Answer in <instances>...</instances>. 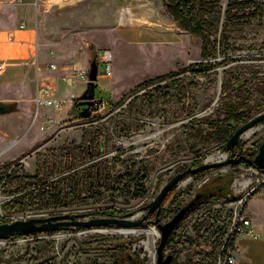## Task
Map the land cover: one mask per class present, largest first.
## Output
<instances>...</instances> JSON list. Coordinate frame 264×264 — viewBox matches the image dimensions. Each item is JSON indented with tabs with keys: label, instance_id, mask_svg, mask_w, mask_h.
Masks as SVG:
<instances>
[{
	"label": "rangeland",
	"instance_id": "rangeland-1",
	"mask_svg": "<svg viewBox=\"0 0 264 264\" xmlns=\"http://www.w3.org/2000/svg\"><path fill=\"white\" fill-rule=\"evenodd\" d=\"M120 2L118 20L127 11L130 20L126 24L118 22L114 32L93 30L87 34L97 45L99 57L104 47L112 52V76H104L106 63L98 64L99 82L113 89L110 105L104 110L86 119L78 115L81 108L77 107V100L86 89V78L76 76L72 83H66L62 77L72 75L73 70L86 69V52L78 36L67 33L63 44L55 48L56 56H51L50 49L45 50L41 41L33 49L38 58L50 60L46 67L52 62H79L81 69L64 74L61 69L48 71L56 88L54 97L65 102L62 110L41 109L37 115L35 97L29 102L24 100L32 94L31 90L15 93L0 88L3 103L13 106L12 112L0 115V177L10 172L33 176L41 170L47 183L55 185L64 178L66 192L64 206L39 205L36 211L5 213L2 204L13 196L0 191V223L67 213H91L92 216H85L91 218L100 216L95 211L106 208L126 211L128 217H142L147 212L145 207L162 186L177 172L192 166L197 158L229 157L221 149L226 143L215 141L210 135L235 129L233 123L227 126L229 113L239 109L250 119L264 113V0L250 3L249 0L234 3L219 0L220 22L215 29L217 55L211 61L221 64L205 73H196L190 68L202 61L201 39L174 21L167 13L164 0ZM231 4L235 8H256L258 15L250 22L232 23L227 27L226 13ZM107 7L101 11L105 18L113 12ZM129 35L132 38L124 37ZM62 49L64 53L60 55ZM173 72L176 76L169 82L139 90L143 82ZM224 72L229 76L225 77ZM46 75L41 71V84L48 78L45 79ZM181 85L188 91L187 96L177 94L182 90L176 86ZM37 86L36 81L34 93ZM125 97H128L126 101L118 105ZM31 104L33 110H30ZM23 115L29 117L28 121L22 120ZM45 115H51L54 123ZM124 131L128 132L125 136ZM249 132V136L244 134L239 139L244 142L241 152L244 155L264 142V122ZM12 141L19 143L10 148ZM27 155H30L29 166L11 170L14 160ZM251 166L248 163L228 165L188 177L178 184L162 212L173 203L178 209L183 207L210 178L238 170L240 174L234 178L227 194L216 197L212 206V211L220 205L224 212L230 210L231 199L225 205L224 201L228 194L230 198L235 196L237 179L242 183L249 180ZM117 179L123 194L120 197L109 189ZM138 188H144L143 196L136 195ZM245 192L236 194L242 197ZM174 214L163 218L161 223L170 221ZM207 214L204 209L193 213L176 231L179 234L188 230L195 243L189 248L166 246L164 256L172 254L176 264H209L215 258L217 264L222 238L220 234L211 237L205 233L210 225ZM149 229H153L150 236ZM160 239V230L153 225L130 230L108 226L36 233L30 238L0 240V264H134L135 256L140 259L146 256L144 264H156ZM198 242L206 244L204 250L199 249Z\"/></svg>",
	"mask_w": 264,
	"mask_h": 264
},
{
	"label": "crops",
	"instance_id": "crops-1",
	"mask_svg": "<svg viewBox=\"0 0 264 264\" xmlns=\"http://www.w3.org/2000/svg\"><path fill=\"white\" fill-rule=\"evenodd\" d=\"M17 1H23L27 4L18 5L16 4ZM50 1L0 0V65L5 66L4 70L0 71V74H3L0 88L3 91H14L15 93L20 90H31L32 94L24 99L27 102L37 95V92L34 93L35 82L37 81L38 85L41 84V71L47 74L45 79L48 77L44 82H50L53 85L49 70L46 67L50 60L34 55L35 44H40L39 41H41L40 45L46 48L45 50L50 49L51 56H54L57 53L55 48L63 44L66 33L78 36L86 52L85 70H88L89 49L93 47L97 53L100 51H98L95 42L87 38V34L93 30L114 32L116 31V24L119 22L117 12L121 3L120 0ZM50 4L52 8H50ZM106 5L108 6L107 10L111 7L110 10L113 12L105 18L101 11ZM22 24H26L24 29L20 28ZM28 26L30 27L28 28ZM124 37L132 38L130 35ZM104 49L107 48L104 47ZM63 53L64 49L59 50L60 55ZM100 62L103 61L99 58L98 64ZM55 64L58 69L62 70L63 74L72 69H81L77 61ZM104 76L106 75L104 74ZM99 77L98 71L99 87L110 90L113 95V89L102 85L99 82ZM0 102H5V99L0 98ZM33 108L34 105L31 104L30 110ZM28 118L24 117L22 120L26 122ZM10 145L8 146L10 147ZM245 212L253 222L260 238L237 240L235 264H264V186L258 188L251 195L245 206Z\"/></svg>",
	"mask_w": 264,
	"mask_h": 264
},
{
	"label": "trees",
	"instance_id": "trees-1",
	"mask_svg": "<svg viewBox=\"0 0 264 264\" xmlns=\"http://www.w3.org/2000/svg\"><path fill=\"white\" fill-rule=\"evenodd\" d=\"M251 0H249L250 3ZM165 6L167 9V13L177 22L182 28L189 31L196 37L200 38L202 41L201 47V57L202 61L194 63L190 66L191 70L196 73H205L208 71L214 70L221 63L212 62V58H216L217 48H216V27L220 22V12L217 11L219 9V0H164ZM235 0H232L234 3ZM258 15V12L255 9L250 7L243 8H235L233 4L230 5L228 12L226 13V23L225 25L228 27L232 25V23L251 21ZM228 39V36H226ZM225 39V40H226ZM90 49H94L91 47ZM225 77L229 76L228 72H224ZM176 73H169L164 76L156 77L152 80L143 82L139 85V90L145 87L154 85L156 83L167 81L169 82ZM226 87V82L223 84ZM178 89L182 90L177 92L180 94L179 96H187L188 91L181 86H176ZM177 91V90H176ZM137 91L133 92L130 96H134ZM137 97V96H136ZM134 97V99H136ZM128 97H125L123 101L118 103V105H122ZM110 101V100H109ZM131 103V102H129ZM228 124L229 127L231 123L235 125V129L228 133L225 131H217L213 132L212 135L215 141H223L227 142L230 136L237 129L239 124H245L249 121V115H246L242 110H234V112L229 113L228 115ZM128 132L124 131L123 136L127 135ZM229 137V138H228ZM224 145L221 147L223 150ZM244 147V142L240 140L235 146L234 153L237 155L241 153ZM224 151V150H223ZM258 152V147L254 149L252 155H249V151H246L245 154L249 157L255 156ZM206 156H201L195 160L192 164L193 167L200 165ZM207 172V171H206ZM201 172L197 175H200ZM240 174V171L235 170L229 174L222 175L219 174L214 178H210L204 184H202L194 193L192 198H196L199 196L196 202L198 203V207L192 210L184 219V221L191 216L193 213L199 210H206L208 213V218H210V225L205 229V233L209 234L211 237L217 236L222 233V231L226 228V222L222 221L223 211L215 210L212 211V206L216 203V197L224 196L227 194V190H229L234 178ZM147 175H145L146 177ZM196 176V175H194ZM119 180H115V184H110V190H113L116 196H122V192H120V188L116 184ZM53 183H47L44 178H42V171L39 170L33 176H25L19 174H13L10 172L6 176L0 177V188L1 193L5 195L13 196L10 200L3 202L2 210L5 213H25L28 211H36L39 209V205H53V206H64L66 205V192L64 190V178L58 180ZM54 185V188H53ZM32 186H36L32 188ZM226 187L225 194L220 192V189ZM177 186L167 195L165 198L163 205L168 200V198L175 192ZM139 193L137 196L144 195V188H138ZM183 207H180L182 209ZM177 209V210H176ZM180 209L177 208V204H170L169 207L163 210L160 214L161 220L170 216L172 213H177ZM96 215L100 216H116V217H126L128 214L126 211L118 210L116 208H106L102 210H98L94 212ZM174 214V215H175ZM173 215V216H174ZM81 217L92 216L91 213L81 214ZM154 218V215L149 216L148 219ZM219 222V225L216 224ZM180 223L177 228L170 234L168 242L166 246H174L177 247L181 245L182 248H189L190 245L195 243V240H192V236L188 230H182L179 234H177V229L180 228ZM36 233H17L11 235L8 239H12L15 237L21 238H30ZM161 240V239H160ZM160 243V242H159ZM204 243H197V246L202 251L205 249ZM146 257V256H145ZM141 258L135 256L134 264H144L146 258ZM176 257L174 260V264H176ZM216 258L213 262H207L209 264H215Z\"/></svg>",
	"mask_w": 264,
	"mask_h": 264
},
{
	"label": "water",
	"instance_id": "water-1",
	"mask_svg": "<svg viewBox=\"0 0 264 264\" xmlns=\"http://www.w3.org/2000/svg\"><path fill=\"white\" fill-rule=\"evenodd\" d=\"M98 53L95 49H89V67L87 73V86L85 91L77 100V107L83 109L78 111V115L82 119L89 118L91 115V107L93 99L110 100L112 93L110 90L99 87L98 83ZM13 111V106L0 102V115L10 113ZM264 122V113H261L248 122L238 127L230 136L223 147L224 152L228 153L229 157L218 160L205 159L198 166H189L186 169L177 172L171 177L160 189L158 195L150 202L145 209L146 214L142 217H116V216H98V217H81L77 214H61L48 217H29L26 219H16L7 223H0V240H7L11 235L17 233H43L54 232L68 228H103L114 226L121 229H135L138 227H147L148 225L156 226L160 230L161 240L156 250L157 262L156 264H172L173 255L164 256V248L168 242L170 234L182 223L185 217L195 208L196 201L199 198L191 200L186 206L180 209L170 221L161 223L160 214L163 209V202L167 195L179 183L190 176L197 175L201 172L210 171L212 169L223 168L228 165H237L241 161L246 162L264 172V142L259 146L258 152L253 158L247 155L234 154L235 146L239 139L247 131ZM251 154V152H249ZM154 215L153 219H148L149 216Z\"/></svg>",
	"mask_w": 264,
	"mask_h": 264
},
{
	"label": "built area",
	"instance_id": "built-area-1",
	"mask_svg": "<svg viewBox=\"0 0 264 264\" xmlns=\"http://www.w3.org/2000/svg\"><path fill=\"white\" fill-rule=\"evenodd\" d=\"M18 5H25L27 3L23 1H17ZM122 15L120 17V24L122 23ZM21 29L25 28V25L22 24L20 26ZM101 61L106 63V76L110 77L113 74L112 68V52L109 49H104L102 51L101 56L99 57ZM4 65H0V71L4 70ZM47 70L57 71L58 67L55 63H49ZM87 73L88 70H73L72 75H65L62 77L63 81L66 83H72L73 77L80 76L85 77L87 81ZM56 92V88L50 82H44L43 84H39L37 88V95L34 99L36 105L37 115L39 114L41 109H53L58 112L62 110L65 105L64 101H59L54 97ZM109 106V100L103 99H93V104L91 107V117L97 112L104 110ZM46 119L50 123H54V119L51 115H45ZM44 128V127H42ZM19 142L12 141L11 145L13 147L16 146ZM30 155L24 156L23 158H19L12 162V168H18L19 166H29L30 161L28 160ZM249 180L247 182H240L239 179L235 182V187L237 188L235 196L230 198L231 194H228V198L224 201V204L231 199V208L230 210L224 212L222 206L217 207V210L223 211L222 221L226 222V228L220 234L222 241L219 249V253L217 256V264H235L236 263V243L237 240L242 238H260V235L257 233L253 222L247 217L245 212V206L247 204L248 199L251 197L255 191L264 186V172L260 169L251 166L249 168ZM205 183V182H204ZM202 185V184H201ZM200 185V186H201ZM246 191V192H245ZM245 192L242 197H239L236 193L240 194ZM80 216V215H79ZM219 225V222L216 224Z\"/></svg>",
	"mask_w": 264,
	"mask_h": 264
},
{
	"label": "bare ground",
	"instance_id": "bare-ground-1",
	"mask_svg": "<svg viewBox=\"0 0 264 264\" xmlns=\"http://www.w3.org/2000/svg\"><path fill=\"white\" fill-rule=\"evenodd\" d=\"M122 23L124 24H126V22L128 21V19L130 20V16H129V12H127V11H125V12H123V15H122ZM249 134H250V132L249 131H247L246 133H245V135L246 136H249ZM244 135V134H243ZM12 147V145H10V148ZM226 156L225 155H222V156H220L219 157V159H224ZM210 160H213L212 158H209ZM123 230V229H122ZM125 230H130V229H125ZM153 233V229H149L148 230V232H147V235H151ZM146 244V247H147V249L148 250H150L151 252H152V250H151V248H150V244L148 243V242H146L145 243Z\"/></svg>",
	"mask_w": 264,
	"mask_h": 264
},
{
	"label": "flooded vegetation",
	"instance_id": "flooded-vegetation-1",
	"mask_svg": "<svg viewBox=\"0 0 264 264\" xmlns=\"http://www.w3.org/2000/svg\"><path fill=\"white\" fill-rule=\"evenodd\" d=\"M81 109H83V107H81ZM234 154H235V153H234ZM237 155H242V154H241V153H238ZM249 155L251 156V155H252V152H251V154H249ZM235 156H236V155H235ZM248 157H249V156H248ZM253 157H254V156H253ZM253 157H251V158H253ZM241 163H246V162L241 161L239 164H241ZM220 192H221L222 194H225V192H226V187L220 189ZM193 199H194V198H192L191 200H193ZM191 200H190V201H191ZM190 201H189V202H190ZM189 202H187L184 206H186ZM198 203H199V202H196V206H195V208H197V207L199 206ZM184 206H183V207H184ZM195 208H194V209H195ZM194 209H193V210H194ZM174 260H175V257H173V260H172V262H171L172 264H174Z\"/></svg>",
	"mask_w": 264,
	"mask_h": 264
}]
</instances>
